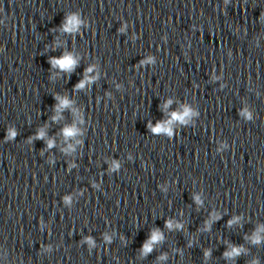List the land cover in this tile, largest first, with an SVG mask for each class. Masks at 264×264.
I'll use <instances>...</instances> for the list:
<instances>
[{"label":"clouds","instance_id":"1","mask_svg":"<svg viewBox=\"0 0 264 264\" xmlns=\"http://www.w3.org/2000/svg\"><path fill=\"white\" fill-rule=\"evenodd\" d=\"M61 67H68L70 66L73 62L71 59L65 58L63 60L58 61ZM159 131V129H157Z\"/></svg>","mask_w":264,"mask_h":264}]
</instances>
